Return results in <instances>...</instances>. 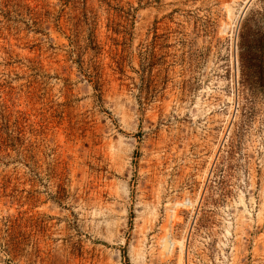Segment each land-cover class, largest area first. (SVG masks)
Listing matches in <instances>:
<instances>
[{
  "label": "rangeland",
  "instance_id": "1",
  "mask_svg": "<svg viewBox=\"0 0 264 264\" xmlns=\"http://www.w3.org/2000/svg\"><path fill=\"white\" fill-rule=\"evenodd\" d=\"M0 264H264V0H0Z\"/></svg>",
  "mask_w": 264,
  "mask_h": 264
},
{
  "label": "bare ground",
  "instance_id": "2",
  "mask_svg": "<svg viewBox=\"0 0 264 264\" xmlns=\"http://www.w3.org/2000/svg\"><path fill=\"white\" fill-rule=\"evenodd\" d=\"M231 12H232V11H231ZM172 210H173V215H172V216H173L174 219H175V217H176V215H177V212H176L177 210H176V209H172ZM164 240H165V238H164Z\"/></svg>",
  "mask_w": 264,
  "mask_h": 264
}]
</instances>
